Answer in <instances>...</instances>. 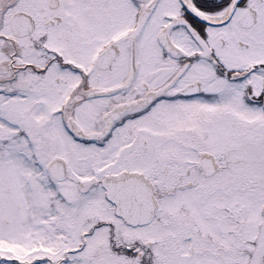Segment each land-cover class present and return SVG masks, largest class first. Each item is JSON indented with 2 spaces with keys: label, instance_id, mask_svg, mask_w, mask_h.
Wrapping results in <instances>:
<instances>
[{
  "label": "snow or ice",
  "instance_id": "1",
  "mask_svg": "<svg viewBox=\"0 0 264 264\" xmlns=\"http://www.w3.org/2000/svg\"><path fill=\"white\" fill-rule=\"evenodd\" d=\"M0 264H264V0H0Z\"/></svg>",
  "mask_w": 264,
  "mask_h": 264
}]
</instances>
